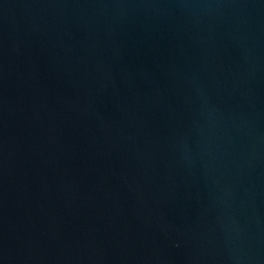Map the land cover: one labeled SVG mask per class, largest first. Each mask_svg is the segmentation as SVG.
<instances>
[{
	"label": "water",
	"instance_id": "1",
	"mask_svg": "<svg viewBox=\"0 0 264 264\" xmlns=\"http://www.w3.org/2000/svg\"><path fill=\"white\" fill-rule=\"evenodd\" d=\"M0 264H264V0H0Z\"/></svg>",
	"mask_w": 264,
	"mask_h": 264
}]
</instances>
